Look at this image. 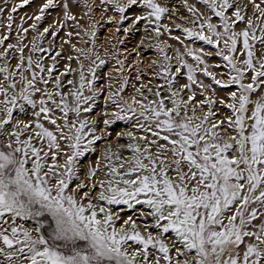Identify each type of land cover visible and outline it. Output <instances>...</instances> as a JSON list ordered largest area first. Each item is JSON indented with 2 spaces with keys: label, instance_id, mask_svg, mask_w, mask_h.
I'll use <instances>...</instances> for the list:
<instances>
[{
  "label": "snow or ice",
  "instance_id": "6c2138e0",
  "mask_svg": "<svg viewBox=\"0 0 264 264\" xmlns=\"http://www.w3.org/2000/svg\"><path fill=\"white\" fill-rule=\"evenodd\" d=\"M2 2L0 264H264V0H183L180 16L160 0H98L102 16L111 9L120 24L127 9L142 6L133 25L147 21L157 38L168 33L182 47L156 44L166 63L155 75L166 89L156 85L146 95L141 85L125 99V78L109 91L106 107L114 110L105 127L126 121L141 134L129 131L126 147L106 148L87 164L106 139L87 115L101 95L96 69L105 60L73 45L78 68L65 64L54 76L62 52L46 64L37 54L51 46L37 47L34 38L29 47L24 23L34 20L36 30L46 10L59 8L62 19L39 32L55 39L77 21L70 0H43L39 14L20 23L14 14L32 0ZM249 5L252 15L242 14ZM85 7L91 19L93 4ZM165 17L180 21L173 27L182 36H171ZM66 36L69 44L73 32ZM211 56L223 63H209ZM116 63L123 73L124 61ZM73 71L78 80L62 79ZM179 76L186 82L177 84Z\"/></svg>",
  "mask_w": 264,
  "mask_h": 264
},
{
  "label": "rangeland",
  "instance_id": "374dc122",
  "mask_svg": "<svg viewBox=\"0 0 264 264\" xmlns=\"http://www.w3.org/2000/svg\"><path fill=\"white\" fill-rule=\"evenodd\" d=\"M15 2H18V0H15ZM123 2L126 3V0H123ZM160 2L166 4L170 8V11L173 8L178 9L179 11L177 12V16L187 14L186 10L182 7L183 0H160ZM237 2L239 4L242 3V5L246 4L242 0H237ZM42 3L43 0H32L29 5L19 9L17 13L14 14L16 22L20 23L21 17L26 18L28 16L39 14L38 9ZM87 3L93 4L95 9L91 13V19L85 15V12L87 11V8L85 7V0H70V10L77 16V21L79 23H77V21L66 22L65 27L58 33V36L55 39L50 34H46L43 39H40L39 32H42L44 27H48L55 20L62 19L59 8L46 10L45 18L37 24L36 30H33L30 27V25L35 22L34 20L26 19L24 23V27L29 28V32L27 33L24 41L29 44V47L31 46L34 38H36L35 43L37 47L48 49L51 46L50 52L37 54L45 56L46 64H52L50 57L54 56L56 52H62V56L57 58L59 62L56 64L54 76L59 75L60 72L65 70V64L70 63L72 69L78 68V64L75 60L78 53L72 51L73 45L80 48H92L93 55L91 59H95V54L98 53L101 59L105 60V63L96 69L98 79L95 82V87L101 90V95L96 98V104L93 108V112L87 115L90 119L97 121L96 134L105 135L106 139L97 141L96 151L87 154V159L84 160L85 164L90 161H94L99 156H102L103 151L106 148L111 147L113 154H116L118 149L126 147V145L131 142L126 135L129 131H132L133 134L137 136L141 134L136 132L132 128L131 123L126 121H115L111 125L105 127L103 123L104 119H110V113L114 110L110 105L106 107V100L109 91H115L119 87V81H122L125 78L128 80V83L125 86V91L122 93L125 99H130L133 95H137L135 93V88L140 87L141 85L145 86L146 95L148 94L147 88H152L154 93L157 90L155 87L156 85H164L166 89L167 85H165L164 79L155 75V73L160 70L159 66L166 63V61L163 60L162 55L157 51L156 44L159 43L161 46H164L166 44L171 45V42L178 43L177 41L171 39L168 33H164L161 37L157 38L152 32L153 26H149L147 21H140L138 24L133 25L132 21L135 15L143 14L144 10L142 6L137 5L127 9L126 15L129 19H126L122 24H120L118 23L119 14L115 13L111 9H109L102 16L103 9L95 8V3H98V0H87ZM0 6H3L2 0H0ZM244 11L245 10H242V14H244ZM251 15L252 13L249 16ZM109 17H113V21L111 23L108 22ZM162 22L169 24V27L172 28L171 36L183 35L179 29H175L173 27L175 23L180 22L178 19L169 20L165 17L162 18ZM254 23H257L255 19ZM93 24H95V29L92 27ZM117 28H119V31H117ZM124 28H128L129 31L125 33ZM93 30L96 32L95 37L84 35L85 31L91 32ZM3 31L4 30L0 28V32ZM69 31L73 32L71 42L69 44H64L63 41L69 39L66 36V33ZM76 32H79L80 36H76ZM15 38L16 29L14 27L8 42H15ZM186 43L191 42L186 41ZM192 46H200L204 47L207 51H213L210 46L203 45L200 41H196ZM165 51L169 56H172V51L167 48H165ZM114 54L115 58H113ZM69 55L73 56L74 59L72 61L67 59ZM116 59L124 61L125 71L123 73L117 71L120 65L116 63ZM188 59L190 60V58ZM207 59L211 64L223 63L221 58L218 56H211ZM81 60L85 64V67H87L90 61L83 60V58H81ZM153 61H155V64H153ZM175 66V62H173V69ZM85 74L88 75L87 72ZM137 74L140 75V80H136ZM198 75H200V78L203 79L205 83L210 82L209 78L203 77L202 74ZM62 79L65 81L67 79L76 81L78 80V73L74 71L69 72L67 77H62ZM185 82L186 77L179 76L177 78V84ZM108 85L112 86L111 89L108 88ZM162 94L166 95L167 92L165 91ZM206 94L212 95L211 91ZM218 95H225V90H218ZM152 98L155 97L152 96ZM105 113H108L109 115H105ZM117 134L122 135L119 141H117ZM123 134L126 137H124ZM125 155L129 154L125 153ZM81 178H83V174H81ZM127 214H131V212Z\"/></svg>",
  "mask_w": 264,
  "mask_h": 264
},
{
  "label": "bare ground",
  "instance_id": "6f19581e",
  "mask_svg": "<svg viewBox=\"0 0 264 264\" xmlns=\"http://www.w3.org/2000/svg\"><path fill=\"white\" fill-rule=\"evenodd\" d=\"M242 1H244V3H248V0H242ZM241 5H242V3H240ZM246 11V13L248 14V15H250L251 13H252V10H251V6L249 5L248 6V8L245 10ZM244 11V12H245ZM244 26V24L243 23H241L240 24V27H243ZM171 45L173 46V47H182L181 45H179L178 43H176V42H171ZM194 47H200V46H194ZM185 77V76H184ZM122 136V135H121ZM123 136L124 137H126L124 134H123ZM124 139V138H123Z\"/></svg>",
  "mask_w": 264,
  "mask_h": 264
}]
</instances>
